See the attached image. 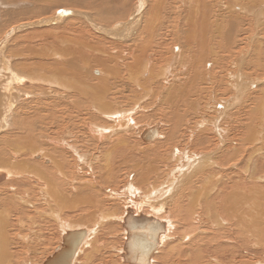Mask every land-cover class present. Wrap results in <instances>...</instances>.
<instances>
[{"label": "bare ground", "instance_id": "obj_1", "mask_svg": "<svg viewBox=\"0 0 264 264\" xmlns=\"http://www.w3.org/2000/svg\"><path fill=\"white\" fill-rule=\"evenodd\" d=\"M91 1L92 13L60 7L28 23L53 1L21 3L16 13L18 0H0V9L9 8L0 11V264H16L30 248V237L21 236L27 218L64 231V248L45 264L78 232L85 236L72 239L70 264L99 257L107 264H199L216 240L206 230L175 246L183 223L189 232L212 224L240 251L249 239L260 248L264 89L256 88L264 83V0H226L229 15L215 25L202 0ZM14 18L25 23L6 27ZM79 19L89 28L68 24ZM50 27L57 31L41 29ZM30 28L41 31L12 39ZM247 29L250 37L241 39ZM143 104L161 112L169 106L176 124L141 127ZM42 211L55 218L40 220ZM68 218L91 221V228L74 230ZM111 218L124 235L115 259L105 256L113 242L99 236ZM153 239L149 249L135 248ZM240 251L233 264L242 262Z\"/></svg>", "mask_w": 264, "mask_h": 264}, {"label": "rangeland", "instance_id": "obj_2", "mask_svg": "<svg viewBox=\"0 0 264 264\" xmlns=\"http://www.w3.org/2000/svg\"><path fill=\"white\" fill-rule=\"evenodd\" d=\"M32 0H27V2H26V0H21V1H19L18 0V5L16 6V8H15V11L14 12H16V13H19L20 11H21V9H22V7H20L19 6V4L21 5V3H23V4H26V5H28V3L29 2H31ZM49 2L50 1H53V2H50V3H42L41 4V7H40V9H39V11H38V9H37V11H35L36 13L35 14H33L32 16H30L29 18H30V20H28V23H34V22H36V21H40V20H42V19H45V17L47 18V17H50V16H52V15H54V13L58 10V9H60V7L62 8V7H70V8H72V9H77V10H82V11H86V12H91L92 13V11H93V7H92V1L91 0H78L79 1V3L78 2H75L74 0H71V1H69V2H67V0H48ZM82 1V2H81ZM202 1H205L206 2V6L205 7H208V11H207V13H208V19H209V23H213L212 25H215L214 24V19L216 18V17H218V16H223V15H229V12L227 11V10H229L228 9V7L227 6H229V4L227 3V2H225L226 0H202ZM215 1V2H214ZM234 1V0H233ZM81 2V3H80ZM135 2H136V0H135ZM225 2V3H224ZM100 3V2H99ZM243 2H239V1H237V4L238 5H240V4H242ZM217 4H219V5H217ZM243 5V4H242ZM214 6V7H213ZM18 7V8H17ZM59 7V8H58ZM220 7H222V9H224V10H220L219 11V9H220ZM6 9H7V11L9 10V8L8 7H5ZM44 8V9H43ZM93 8V9H92ZM214 8V9H213ZM6 9H0V11H2L3 10V13H5V11H6ZM46 9V10H45ZM20 10V11H19ZM12 11H13V9H12ZM184 11V14H185V12H186V14H187V8L185 9V10H183ZM224 11V12H223ZM127 12V11H126ZM126 12H125V14H126ZM219 12V13H218ZM221 12V13H220ZM224 13V14H223ZM2 16V15H1ZM0 16V18H1V20L2 19H5V16H3V17H1ZM123 16V15H117V16H115V19H122L121 17ZM187 15H183V13H182V16H181V19L183 20V22H182V25H184V26H186L184 23H187L189 20L187 19L188 17H186ZM44 17V18H43ZM119 17V18H118ZM185 17H186V19H185ZM20 18H18V20H19ZM22 19V18H21ZM124 19H126V17L124 18ZM191 19H192V17H191ZM17 21V19H15L14 18V20L13 21H11L10 23H9V25L7 24V26L6 27H9V26H11L12 24L13 25H16V24H22V23H25V22H16ZM2 22H3V20H2ZM72 22H74L73 24L74 25H77L78 26V24L77 23H84V24H86L87 26H88V28H89V24L88 23H86L85 21H83L82 19H79V21H73V20H71V21H69L68 22V24L69 23H72ZM68 24H64L62 27L61 26H59V29L61 30V29H64L65 30V28H67V27H69V26H67ZM82 25V26H85V25ZM3 24H0V33H1V36L3 37V34L5 33V32H3L2 30H4V29H2V26ZM108 25H110V24H108ZM259 28H261V30L264 28V25L262 24ZM41 29H45V30H49V29H51V27L50 28H41ZM41 29H32L31 30V28L30 29H27V31H22V32H20V33H15L14 35H12V39L14 40V39H17V38H20V37H25V36H27V35H30V34H34L35 32L34 31H41ZM52 29H53V27H52ZM51 29V30H52ZM2 31V32H1ZM53 32H56L57 31V29H54V30H52ZM247 35H249L248 36V38L250 37V31H249V29H247V30H244V32H242L241 33V39H244V38H246L247 37ZM17 36V37H16ZM2 37H0V39L2 38ZM167 39H169V38H167ZM237 39H239V38H237ZM264 39V38H263ZM240 40V39H239ZM249 41L251 40V38L250 39H248ZM99 44V43H98ZM11 46V45H10ZM108 46V45H107ZM166 50H168L167 48H166ZM52 59H56V58H52ZM52 59H49L48 58V60H52ZM44 61H46V59H43ZM51 62V61H50ZM93 66V65H92ZM93 71H94V74L96 75V76H99V75H97L96 74V72H101L100 70H99V68L98 67H95V69H93ZM260 87H263V88H260ZM260 87L258 88H256V89H264V83L262 84V85H260ZM205 96H206V94H205ZM207 96H210V95H207ZM242 103H244V100H243V102ZM206 104V103H205ZM207 105V104H206ZM151 107H153L154 108V112L155 113H153V111L151 110H147V108L145 109L144 108V104H143V110H144V113H143V115H144V117H146L147 119H145L144 120V122L142 121L141 122V124L143 125V126H141V127H143V128H148V127H151V126H153V125H155V124H161L162 123V126L163 125H165V126H163V128H164V131L166 130L167 131V129L169 130V129H172L173 128V126L176 124V122H177V120H174V118H175V116H170V114H169V111H167V108H169L170 110H171V108L169 107V106H164L163 107V109L164 110H162V112H165V113H162L158 108H156L155 107V105L154 104H151L150 105ZM203 108H206V106H203ZM208 109V108H207ZM210 109V108H209ZM201 110V109H200ZM151 112H152V115H151ZM205 114H206V118L208 117H210V115H209V113L206 111L205 112ZM155 115V116H154ZM135 116V115H134ZM133 116V117H134ZM167 116H169L166 120H165V118H164V120H162L163 119V117H167ZM193 116V115H192ZM162 117V118H161ZM170 117H171V119H170ZM191 117V116H190ZM188 117L185 115V117H184V120L185 119H187ZM211 118V117H210ZM159 119V120H158ZM194 120H196V118L194 119ZM157 122V123H156ZM10 123H11V121H10ZM167 126V127H166ZM145 128V129H146ZM175 166V165H174ZM252 167H253V165H252ZM167 168V167H166ZM252 171V169L249 171V172H251ZM163 173V174H167V173H169L170 171L168 170V169H166V171L165 170H162V171H160V173ZM245 172V171H244ZM248 172V171H247ZM125 174V173H124ZM127 174V173H126ZM247 174V176H248V174L250 175V173H246ZM126 176V175H125ZM132 176V175H131ZM264 175H262V177H263ZM152 177V176H151ZM153 178V177H152ZM154 179V178H153ZM260 183V184H259ZM258 183V186H260L261 187V189H262V191H263V193H264V181L262 182H259ZM262 184H263V186H262ZM123 186H125L124 185V183L123 184H120V185H117V188L118 189H120L121 187H123ZM145 189H146V187H144ZM124 203H125V206H124ZM174 205H175V203H174ZM124 207H126V202L125 201H122V205L120 206V212H119V214H117V217H119V216H121V213H122V209L124 208ZM45 208V207H44ZM173 210L174 209H172V214H173ZM31 212H32V216H34V214H33V211L31 210ZM44 213V214H43ZM42 214H43V216L40 218V220H42V218H55V216L53 215V214H51L50 212H48L47 213V211L45 212V211H42ZM52 215V216H51ZM30 218H27L26 219V224L24 225V228H23V226H22V230L21 231H23V233L21 234V236H25L26 235V237L29 239V237H30V242H28L27 244H30V248H28V251L26 252V253H22L21 252V254H19L18 255V257L19 258H16V260H15V262H17L18 264H23V261H25L24 262V264H45V262L49 259V258H51V256H53L56 252H57V250L59 249V248H61V249H63L64 248V246H62L63 244H62V236H63V234H64V231H63V229L60 227V225L59 224H56V222H53V223H47L46 222V220L45 221H38V223H40V224H36V225H33V222L34 223H36L35 222V220H34V218H33V221H31V220H29ZM65 219H67V218H65ZM78 218H68V220H71V221H73V223H75L76 225L77 224H81V226L80 227H77L75 224H74V230L77 228H91V227H89V224H91L92 222L91 221H89L87 224L86 223H84V222H80V223H76V220H77ZM178 219V218H177ZM177 219H175L176 221H178ZM180 219V218H179ZM200 219V218H199ZM37 220H38V218H37ZM36 220V221H37ZM108 220V221H107ZM104 223H105V225H106V228L103 230H100V233H99V236L100 237H102V239H101V241H108L109 242V240H111L112 242H113V244L111 245V250H107V251H109L108 253H106L105 254V256H108L109 257V259H111L112 257H113V259H115V255H116V250L117 251H121V249H122V246H123V242H124V235H123V231L122 230H120V227L119 226H121L122 227V225L121 224H119L120 222H117V221H114L112 218H111V220L110 219H107ZM210 220H212V222H215V219L212 217V218H210ZM214 220V221H213ZM72 223V224H73ZM94 224V223H93ZM184 224V223H183ZM181 225L179 228H177L178 230V235L176 234L175 235V239L173 240L174 242L173 243H175L174 245L176 246L177 244H179V246H182L181 244L182 243H184V246L185 245H187L189 242H190V239L188 240L187 238L189 237V235L188 234H191L190 236H192V238H195V240L198 238H203V237H205V235H204V231H206V230H208V231H210V235L209 236H212L213 238L212 239H214V240H216L215 242L216 243H214L213 244V246L214 247H216L217 249H220V250H216V248H213V250L212 249H209V251L207 252V254H205V256L203 257V258H201V260H200V258L198 259V263L199 264H203V263H207V261L209 260V259H211L213 256V258H214V260L213 259H211V261H214V264H233L234 263V260L236 259V260H239V257H238V255H237V252H239L240 250H237L236 248H235V246H234V242L235 241H231L228 237L227 238H222L221 237V231L219 230H216V229H214L213 228V226H212V224H211V226H210V228H205V230H204V228L203 227H201L202 225H197L196 224V226L195 227H197V229L198 228H200V229H198V230H195V231H193V232H189L188 230V227H187V225ZM20 225V224H19ZM37 225H41L39 228H35ZM85 226H88V227H85ZM182 226H184V228H185V230H181V227ZM190 226H191V224H190ZM28 227H32L35 231H34V233L36 234L35 236H34V238H33V232L31 233V231L29 232V228ZM117 228V229H116ZM37 229L38 230H42V235H41V233H37ZM72 229V228H71ZM202 229V230H201ZM176 230V229H175ZM27 231V232H26ZM186 231H188V233H186L185 234V232ZM200 231H203V232H200ZM212 231V232H211ZM113 233V238H112V236H110V234L111 233ZM183 233V234H182ZM217 233H219V234H217ZM30 235V236H29ZM188 235V236H187ZM204 235V236H203ZM220 235V236H219ZM39 236H41V237H39ZM195 236V237H194ZM197 237V238H196ZM104 238V239H103ZM178 238H182V239H178ZM190 238V237H189ZM191 238V239H192ZM42 240V241H39V240ZM177 240H179V241H177ZM188 240V241H187ZM192 241V240H191ZM218 241V242H217ZM249 241L251 242H255V244H253L252 243V245H250L251 243H249V242H247V245L245 246L246 248L244 249V250H241L240 252V254H241V259H240V261H242L241 263H239V264H264L263 262H264V244H261L260 245V243L258 242V244L260 245V248H259V246L257 245V243H256V241L255 240H251V239H249ZM181 244H180V243ZM193 242V241H192ZM41 243V244H40ZM264 243V242H263ZM33 244V245H32ZM249 245V246H248ZM253 245L255 246V247H253ZM209 246V245H208ZM229 246V247H228ZM227 248V249H226ZM232 248V249H231ZM226 249V250H225ZM229 249V250H228ZM207 249H204V251L203 252H205ZM211 250V251H210ZM210 253V254H209ZM216 253V254H215ZM23 254V255H22ZM32 254V255H31ZM214 254V255H213ZM29 256V257H28ZM209 256V257H208ZM19 259V260H18ZM234 259V260H233ZM97 260H99V261H97V263H94V262H92L91 264H107V263H105V262H100V257H99V259H97ZM204 261V262H203ZM236 262V261H235ZM250 262V263H249ZM16 263V264H17ZM212 264H213V262H211ZM238 263V262H237Z\"/></svg>", "mask_w": 264, "mask_h": 264}, {"label": "water", "instance_id": "obj_3", "mask_svg": "<svg viewBox=\"0 0 264 264\" xmlns=\"http://www.w3.org/2000/svg\"><path fill=\"white\" fill-rule=\"evenodd\" d=\"M156 131L155 130H150L148 132L151 135H155ZM71 235H70L71 238L69 236L68 241H66V244H67L66 249L63 252L57 253L58 255L55 256L57 258H55V257L52 258V260L51 261L49 260V262L46 263V264H70V260L68 259V257L70 256L71 253H74V246L72 244V239L75 238V237L77 239H81L83 236H85V233L84 232H78L77 236H75L73 234H71ZM154 241H155V239L148 240V241H146L147 243H145L144 241L143 242L140 241L135 248H141V249H143L142 251H145V250L149 249V246L151 244H153ZM136 252L138 253V251H136ZM139 255H140V252H139Z\"/></svg>", "mask_w": 264, "mask_h": 264}]
</instances>
